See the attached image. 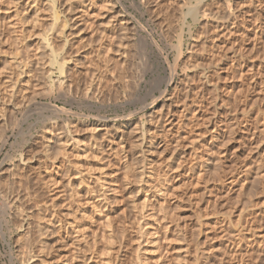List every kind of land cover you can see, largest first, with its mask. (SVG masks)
I'll list each match as a JSON object with an SVG mask.
<instances>
[{
	"label": "rangeland",
	"instance_id": "rangeland-1",
	"mask_svg": "<svg viewBox=\"0 0 264 264\" xmlns=\"http://www.w3.org/2000/svg\"><path fill=\"white\" fill-rule=\"evenodd\" d=\"M42 1L0 0V264H264V0H62L65 27Z\"/></svg>",
	"mask_w": 264,
	"mask_h": 264
},
{
	"label": "bare ground",
	"instance_id": "bare-ground-1",
	"mask_svg": "<svg viewBox=\"0 0 264 264\" xmlns=\"http://www.w3.org/2000/svg\"><path fill=\"white\" fill-rule=\"evenodd\" d=\"M17 1H20V0H17ZM22 1V0H21ZM28 1V0H27ZM72 1H74V0H72ZM83 0H75V2H77L78 4L79 3H81ZM87 2V1H89V8L88 7H86V11L88 12L89 10L91 11L92 9H93V4L94 3H92V0H84V2ZM142 1H145V0H142ZM182 1V0H181ZM197 1V0H196ZM16 1H13V3H15ZM26 2V1H25ZM31 2H33L32 4L33 5H35V6H33L34 7V11H37V8H38V6L43 2L42 0H31ZM45 2H48L49 3V8H50V16L53 18V20H51V22H53L54 23V25H56V26H58L59 25V23L61 24V23H63L62 25H61V27L62 26H64V23H66V21H69V14H70V12L72 11V9H74L75 7H74V3H72L71 1H67V2H63L62 0H45ZM198 3L195 5V4H191V7L190 6H188V5H186V6H188L189 8L188 9H186L187 10V12L185 13L184 11H181V12H184L183 14L181 13V15L183 16V18L186 20V18H187V15H189V16H192V15H195L196 17H197V15L199 16V17H201L202 19H204V18H210V19H212L214 22H217V20L220 22V20L219 19H221L220 17H216L215 15H211L210 13V11H208L209 13H206V12H204V8L202 7V2L203 1H197ZM228 2V1H227ZM16 3H18V2H16ZM83 3V2H82ZM101 3L102 4H104L105 6H110V11L113 13V12H115V7H114V1L113 0H101ZM23 4H26V3H23ZM88 4V3H87ZM180 2H179V6H180ZM16 5V4H15ZM18 6H20V4H17ZM182 6H180V8L181 7H183L184 5L183 4H181ZM190 5V4H189ZM18 6H16L15 8H17ZM23 6L24 5H22V9H23ZM32 6V5H31ZM185 6V7H186ZM193 6V7H192ZM195 6V7H194ZM74 7V8H73ZM202 7V9H200ZM205 7V6H204ZM229 7V6H228ZM21 8V7H20ZM88 8V9H87ZM16 10V9H15ZM21 10V9H20ZM85 10V9H84ZM181 10V9H180ZM199 10H202L201 11V13H202V15L200 16V11ZM226 10H228V9H226ZM231 10V9H230ZM18 11V10H17ZM232 12H230V11H228V15H227V17L225 18V21L227 22V21H229V19L231 18H233L231 15ZM115 15V14H114ZM115 20H116V22L120 25V26H122L121 27V29L123 28V29H125L126 28V23H127V21H128V19L126 18V16H124L122 13L120 14L119 12H118V14L117 15H115V18H114ZM182 20V19H181ZM183 22V21H182ZM181 22V23H182ZM128 24V23H127ZM219 24V23H218ZM221 24V23H220ZM222 25V24H221ZM220 25V26H221ZM60 26V25H59ZM70 26V25H69ZM114 26L115 25H112V27H111V30H113V28H114ZM181 26H182V24H181ZM181 26H179V27H181ZM65 27V26H64ZM64 27H63V29H64ZM55 28V27H54ZM63 29L60 31V33H54L53 31H55V30H53L50 34H49V36L45 39V41H46V43H45V48L47 49V50H52V52H53V50H54V47H55V44H56V42H57V38H62V37H59V36H64V31H63ZM126 31V30H125ZM180 38V37H179ZM177 39V38H176ZM60 40V39H59ZM144 41V40H143ZM178 41H180V39L178 40ZM65 43H67L66 41H65ZM179 44V43H178ZM66 45V44H65ZM180 45V44H179ZM71 46V45H70ZM176 47V46H175ZM178 48H179V46H177ZM181 47V46H180ZM66 50H67V48H66ZM179 51V50H178ZM63 53V52H62ZM179 53V52H178ZM62 55V54H61ZM64 55H67L66 53L64 54ZM60 56V58H61V61H59V63H60V73H61V75L63 76V79H62V82L61 83H54V84H56L57 85V87L58 88H60V90H61V88H65L66 86H67V83L69 82V80H68V78H67V76H66V71H67V69H66V67H67V62H69L67 59H66V56ZM70 59V58H69ZM164 59V58H163ZM178 59V58H177ZM151 66V65H150ZM170 69V68H169ZM173 71H171V73H172V75H171V77H169L168 79H167V84L169 85L170 83H172L173 82V75H174V73H175V71H174V69H172ZM27 71H29V69H27ZM24 72H26V71H24ZM135 76V75H134ZM164 77V76H163ZM134 78V77H133ZM166 78H167V76H166ZM166 78H164V79H166ZM140 79V78H139ZM134 80V79H133ZM142 80V79H141ZM135 81V80H134ZM175 82V81H174ZM166 83V82H165ZM137 84V83H136ZM68 85H69V83H68ZM156 85V84H155ZM70 86V85H69ZM68 86V87H69ZM69 91V90H68ZM160 91V90H159ZM186 91H187V88H186ZM66 92V91H65ZM62 93V92H61ZM64 93V92H63ZM169 94V95H168ZM87 95H89V94H87ZM151 96V95H150ZM161 96H165L168 100H171L172 98H174L170 93H168L167 92V90H162L161 91ZM87 98H88V96H87ZM90 98V97H89ZM155 99V98H154ZM25 105V104H24ZM23 104H21V106H24ZM0 106H2L3 108L2 109H5L6 108V106H7V104L6 103H3V102H1V100H0ZM24 108H22V110H23ZM29 109V108H28ZM56 109V108H55ZM44 110V109H43ZM26 112H27V109H26ZM25 112V113H26ZM37 113V112H36ZM243 116H245V115H243ZM159 118V117H158ZM148 121L147 120H145V121H141L140 122V124H139V128H140V130L142 131V135H141V138H140V142H141V144H142V146L143 147H145L146 146V143L148 142V139H149V132L150 131H152L153 132V134L156 132V130H155V127H153V129L151 130V128H152V123H151V120H153L152 119V117H148ZM154 120H155V117H154ZM159 120H160V118H159ZM87 122V121H86ZM138 123H139V121H138ZM53 126H52V128H51V130H50V135H49V137L47 136L46 138H41V139H43V142L46 144V142H48V140L49 139H53V137L57 140V144H58V150H61L62 151V154L64 155V148L67 146L63 141V139H69L70 141L72 140L73 141V145H72V148H74V149H77L78 147H80V145L78 144V142H79V140L78 139H75L74 138V136H72L71 135V133H70V131L68 130V128L70 127H67L66 126V124L64 125V126H62V129H60V128H58V126L56 125V122L55 123H53L52 124ZM16 126V125H15ZM56 126H57V128L58 129H60V130H62V132L60 133L59 132V134L57 133V135H55L56 133H55V131L54 132H51L52 130H55L56 129ZM60 126V125H59ZM48 129H50V128H48ZM48 129H46V131H48ZM41 132H43V131H41ZM56 132H58L57 131V129H56ZM45 133H47V132H45ZM52 133V134H51ZM43 134V133H42ZM60 134H62V135H60ZM43 135H45V134H43ZM43 135H41V137L43 136ZM58 135H60V136H58ZM47 138H49L48 140H47ZM3 138L1 137V144L0 145H3L4 144V142H5V138H4V140H2ZM54 140V139H53ZM55 140V141H56ZM63 140V141H62ZM52 141V140H51ZM62 141V142H61ZM66 142H68V140L66 141ZM50 143V142H49ZM49 143H47L46 144V146H48V144ZM49 145H51V144H49ZM88 146H90V144L88 145ZM88 146H83V148L81 149V151L83 152V151H85V149L86 148H88ZM92 147V149L95 147V143L93 142V145H91ZM0 147H2V146H0ZM49 147V146H48ZM16 163V162H15ZM11 164H13L12 162H11ZM26 165H27V159H26V156L24 155H19V159L17 160V163L16 164H14L13 166L11 165V168H13V169H16V170H18V171H24V170H26ZM143 173V172H142ZM145 179L146 180H144L143 178L141 179V181H140V183L135 187L136 189H137V193L139 192V196L137 197V198H135V201L137 202L136 204L137 205H139L140 206V209H139V211H138V214L139 215H147L148 214V212H149V215H151L152 216V214H150V212L152 211V210H150V208H152V207H150V198H151V194H153L154 192H155V190L158 188V187H161V185L159 184L158 186H152L151 185V183H153L154 181L151 179V176L149 175V176H146L145 177ZM56 182V175H50L49 176V179H48V182L46 183V186L48 187V183H50V185H53L54 183ZM155 185V184H154ZM158 190H160L159 188H158ZM158 197V198H157ZM156 198H155V200H156V202L159 200V199H162L161 197H164V193H162V194H159V196H157ZM104 202V201H103ZM10 203V202H9ZM5 204V203H4ZM7 204V203H6ZM150 207V208H149ZM150 210V211H149ZM147 217H148V215H147ZM150 218V217H149ZM60 223V222H59ZM62 223V222H61ZM144 224H146V222L144 223ZM150 227V226H149ZM74 229H76L77 230V228H74ZM157 229V228H156ZM78 233V232H77ZM81 235V237L84 235V234H82V233H80ZM79 236V237H80ZM83 238V237H82ZM155 238V237H154ZM156 239H157V237H156ZM28 260H30L29 258H28ZM31 262V261H30ZM30 264H34L33 262L32 263H30Z\"/></svg>",
	"mask_w": 264,
	"mask_h": 264
}]
</instances>
